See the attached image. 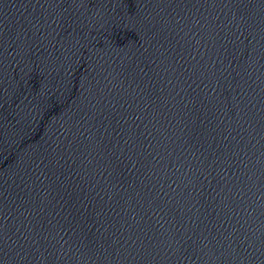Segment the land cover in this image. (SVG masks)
<instances>
[{"label": "water", "instance_id": "water-1", "mask_svg": "<svg viewBox=\"0 0 264 264\" xmlns=\"http://www.w3.org/2000/svg\"><path fill=\"white\" fill-rule=\"evenodd\" d=\"M0 264H264V0H0Z\"/></svg>", "mask_w": 264, "mask_h": 264}]
</instances>
